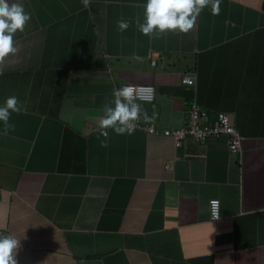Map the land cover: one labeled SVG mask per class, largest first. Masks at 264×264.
<instances>
[{"label": "crops", "instance_id": "1", "mask_svg": "<svg viewBox=\"0 0 264 264\" xmlns=\"http://www.w3.org/2000/svg\"><path fill=\"white\" fill-rule=\"evenodd\" d=\"M19 2L30 19L0 61V102L20 108L0 123V233L19 240L17 264H264V0L216 14L209 0L190 30L159 34L137 28L145 0ZM124 83L155 86L142 108L158 133L108 128L101 146ZM193 99L229 114L241 153L225 135L163 133Z\"/></svg>", "mask_w": 264, "mask_h": 264}, {"label": "clouds", "instance_id": "2", "mask_svg": "<svg viewBox=\"0 0 264 264\" xmlns=\"http://www.w3.org/2000/svg\"><path fill=\"white\" fill-rule=\"evenodd\" d=\"M209 3V0H145L143 19L136 20L138 30L143 34L161 33L165 30L187 32L190 30L197 14ZM211 12H219V0L211 3ZM30 19V13L19 0H0V61L8 54L15 53L14 33L23 30ZM120 30L128 27L127 20L117 21ZM113 99L103 106V114L98 121L101 146H106L108 132L111 128L117 134L131 133L138 116L139 106L134 101L133 88L123 85L112 89ZM17 97L7 96L0 102V123L5 131L13 125L9 121L12 112L19 111ZM19 240L13 234L0 233V264H17L15 251Z\"/></svg>", "mask_w": 264, "mask_h": 264}, {"label": "built area", "instance_id": "3", "mask_svg": "<svg viewBox=\"0 0 264 264\" xmlns=\"http://www.w3.org/2000/svg\"><path fill=\"white\" fill-rule=\"evenodd\" d=\"M156 61L153 60V63ZM182 81L188 86L195 84V78L185 73L182 76ZM133 88L134 101L139 106L138 116L135 121H132L133 128L145 129L150 133H158L155 125L147 124L143 120V104L151 102L155 99L156 89L152 83H124ZM186 120L185 124L178 128H167L163 131L164 134L173 136L179 144L188 136H193L196 140L205 142L211 137L227 136L229 152L232 154L241 153L243 149V135L236 127L225 111H218L213 119L210 118L208 111L203 109L195 100H190L186 103ZM210 209L213 219L220 217V200L213 198L210 200Z\"/></svg>", "mask_w": 264, "mask_h": 264}]
</instances>
